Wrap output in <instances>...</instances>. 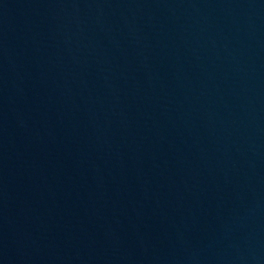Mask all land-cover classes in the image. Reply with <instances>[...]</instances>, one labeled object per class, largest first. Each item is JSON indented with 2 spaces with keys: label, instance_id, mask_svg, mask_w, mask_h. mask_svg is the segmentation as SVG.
Listing matches in <instances>:
<instances>
[{
  "label": "water",
  "instance_id": "95a60500",
  "mask_svg": "<svg viewBox=\"0 0 264 264\" xmlns=\"http://www.w3.org/2000/svg\"><path fill=\"white\" fill-rule=\"evenodd\" d=\"M0 264H264V0H0Z\"/></svg>",
  "mask_w": 264,
  "mask_h": 264
}]
</instances>
